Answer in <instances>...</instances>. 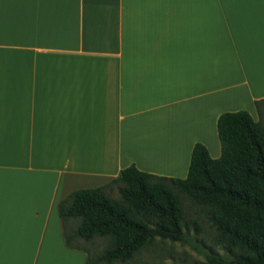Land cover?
Masks as SVG:
<instances>
[{
    "label": "crops",
    "instance_id": "0c3cea01",
    "mask_svg": "<svg viewBox=\"0 0 264 264\" xmlns=\"http://www.w3.org/2000/svg\"><path fill=\"white\" fill-rule=\"evenodd\" d=\"M262 100L264 0H0V264H85L62 199L129 165L182 179Z\"/></svg>",
    "mask_w": 264,
    "mask_h": 264
},
{
    "label": "trees",
    "instance_id": "16d2710c",
    "mask_svg": "<svg viewBox=\"0 0 264 264\" xmlns=\"http://www.w3.org/2000/svg\"><path fill=\"white\" fill-rule=\"evenodd\" d=\"M264 102V100H262ZM259 101L254 102L257 111ZM219 156L193 144L184 178L155 176L129 165L107 184L71 191L57 205L64 245L85 253V264H125L154 239L183 240L176 189L206 208L216 241L232 256H207V264H264V128L245 110L220 113L215 122ZM116 186L119 201L104 192ZM77 220L71 236L68 222ZM109 238L91 256L72 238Z\"/></svg>",
    "mask_w": 264,
    "mask_h": 264
},
{
    "label": "rangeland",
    "instance_id": "374dc122",
    "mask_svg": "<svg viewBox=\"0 0 264 264\" xmlns=\"http://www.w3.org/2000/svg\"><path fill=\"white\" fill-rule=\"evenodd\" d=\"M250 116L254 120L259 119L260 125L264 128V102L259 103L257 111L255 110ZM104 192L110 199L120 200L115 185L106 188ZM173 192L178 196L182 207L183 240L174 242L156 238L125 264H207V256L223 258L232 256L230 251L216 241L214 229L207 221L206 208L194 204L176 189H173ZM76 224L77 220L70 221L65 227L69 236L72 235ZM71 242L73 245L87 249L89 254L94 256L101 253L108 245L109 238L94 237L89 241L72 238ZM57 264L64 263L59 261Z\"/></svg>",
    "mask_w": 264,
    "mask_h": 264
}]
</instances>
